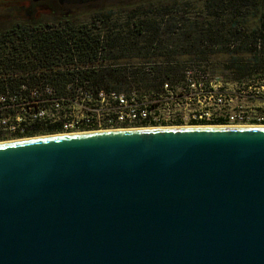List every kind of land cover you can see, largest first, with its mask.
Listing matches in <instances>:
<instances>
[{"label": "water", "instance_id": "1", "mask_svg": "<svg viewBox=\"0 0 264 264\" xmlns=\"http://www.w3.org/2000/svg\"><path fill=\"white\" fill-rule=\"evenodd\" d=\"M0 264H264V125L0 143Z\"/></svg>", "mask_w": 264, "mask_h": 264}, {"label": "trees", "instance_id": "2", "mask_svg": "<svg viewBox=\"0 0 264 264\" xmlns=\"http://www.w3.org/2000/svg\"><path fill=\"white\" fill-rule=\"evenodd\" d=\"M262 1L206 0L205 9L209 12L196 13L193 22L190 16L183 17V6H173L164 8L159 16L154 14L155 20L153 12L145 8L137 13L132 11L121 26L113 23L115 19L109 13L95 17L92 24L83 27L69 23L41 29L49 31L10 32L0 40V92L10 91L7 103L17 106L15 111L21 109L24 100L36 108L35 100L26 99V95L47 85L54 87L61 99L71 86L68 100L62 102L64 106L72 105L75 90L84 87L92 92L136 94L140 102H156L164 107L197 106L203 100L207 110L210 101L206 97L212 95V85L206 79L201 85L197 76L187 77L186 73L195 68L179 63L178 59L189 56L206 61L209 56L228 54L231 62L225 68L236 76L240 88L264 86V45L257 43L264 40V31L263 35L257 34L258 40L250 47L244 42L237 44L246 35L245 30H264V18L258 29H250L249 18L252 14L257 16ZM233 39L235 45L231 44ZM138 58L142 62L134 63ZM208 69L199 68L202 73ZM24 86L27 92L22 91ZM43 105L49 108V104ZM177 123H183L180 116ZM193 123L227 125L229 118ZM258 124L264 125V118ZM23 125L24 132H18L14 138L52 135L62 130L61 124L44 120L29 119ZM145 125L157 126L149 122ZM1 140L7 138L0 137Z\"/></svg>", "mask_w": 264, "mask_h": 264}, {"label": "rangeland", "instance_id": "3", "mask_svg": "<svg viewBox=\"0 0 264 264\" xmlns=\"http://www.w3.org/2000/svg\"><path fill=\"white\" fill-rule=\"evenodd\" d=\"M176 4V5H175ZM206 0H100L96 3L76 5L73 7H68L66 9H60L58 15L62 17L67 12H71L72 19L70 20L71 25L75 27H83L85 25H90L94 22L95 17L101 15L112 14L115 20L113 23L117 25H123L132 11L137 13L145 8L153 12V19H157L155 15L162 14L163 9L166 7H184V16L187 18H193L196 13L201 11L205 12ZM176 10V9H175ZM209 12L208 10H206ZM141 13V12H139ZM155 14V15H154ZM250 16V29H258L261 21L264 18V0L262 1L259 12L257 16ZM182 16V14L178 15ZM169 19H167L168 21ZM50 19H47V24ZM2 23V22H0ZM52 23V22H51ZM56 23V22H55ZM170 24V23H168ZM173 24V23H171ZM65 25V24H64ZM163 32V30H161ZM165 31V30H164ZM168 31V30H167ZM179 32L181 34L183 30H170ZM264 30H245L246 35L237 44H242L244 42L247 47L253 45L256 42L258 35ZM258 34V35H257ZM175 37V35H173ZM173 36H170L172 39ZM178 36V35H176ZM167 38V37H166ZM161 38V39H166ZM208 42V41H207ZM236 40L231 41L232 45H235ZM259 45H264V40L257 42ZM221 47V46H220ZM222 47L223 44H222ZM209 59L193 60L192 57L183 56L178 59L179 63H183L186 66H191L195 69L188 71L187 77L193 78L194 76L200 78L201 85L206 80H209L213 88L212 95H207L206 99L210 101L208 109L203 105V100L196 103L197 106L192 105H177L173 109H167L160 112L162 126L158 127H189V126H201L195 125L193 121L199 120L200 116H206L208 119L217 118H227L232 116H240L244 118L241 124H232L233 126H246V125H263L258 124V122L264 118V86L259 88L250 87L248 89L240 88L237 82L236 76L231 73L230 70L226 69L227 65L230 64V55L220 54L216 56H209ZM249 59V58H248ZM204 60V61H202ZM164 61V60H162ZM134 63H141V58L135 59ZM147 62V61H145ZM199 68H209L206 73H202ZM210 96V97H209ZM75 115L73 117L74 121L83 118L80 115L79 110H75ZM179 116L182 118L183 123L179 122ZM201 121V120H200ZM181 124V125H177ZM227 124L225 126H229ZM209 126V125H206ZM224 126V125H223ZM151 127H140L138 124H131L128 127H122L118 129H143ZM48 136V135H41ZM40 137V136H38ZM16 140V139H15ZM13 140L1 141L8 142Z\"/></svg>", "mask_w": 264, "mask_h": 264}, {"label": "built area", "instance_id": "4", "mask_svg": "<svg viewBox=\"0 0 264 264\" xmlns=\"http://www.w3.org/2000/svg\"><path fill=\"white\" fill-rule=\"evenodd\" d=\"M147 66H152V64L148 63ZM22 91L27 92L28 90L24 86L22 87ZM71 91V86H69L67 89L68 94ZM75 92L76 100L74 103L64 106L62 102L68 100V94H66L65 98L61 99L56 89L50 85H47L44 89H34L30 92V95H26V99L28 97L34 99L37 107H33L30 105V102L24 100L19 111H15L17 106L7 103L10 91L0 92V137L13 141L15 139L20 140L14 138V135L18 134V132H24L23 124L26 121L28 122L29 119L30 121L44 120L53 125L61 124L62 130L60 133L52 135L130 130L118 128L128 127L131 124H138L140 127L156 128L162 126L161 123H164L161 120V111L173 109L177 105H187L176 104L174 107H171V105L164 107L156 104V102H140L136 94L127 96L116 93L107 94L104 91L92 92L84 87H79ZM42 98L46 99L42 100ZM43 104H49V108H46ZM76 109L79 110L83 118L74 121L73 117ZM204 119L210 120L206 116H200L199 120ZM243 120L244 118H241L239 115L232 116L229 118V124H241ZM262 121L263 119L259 123ZM145 122L155 123L157 126L145 125ZM1 141L0 143H2Z\"/></svg>", "mask_w": 264, "mask_h": 264}, {"label": "flooded vegetation", "instance_id": "5", "mask_svg": "<svg viewBox=\"0 0 264 264\" xmlns=\"http://www.w3.org/2000/svg\"><path fill=\"white\" fill-rule=\"evenodd\" d=\"M69 1L74 0H0V22H2L0 23V40L13 31L17 33L22 30L29 33L49 31L41 29L47 26L58 28L61 24H69L72 19L71 12L60 17L59 10L84 5L68 3ZM47 19L52 21L47 24ZM6 37L9 38V36Z\"/></svg>", "mask_w": 264, "mask_h": 264}]
</instances>
